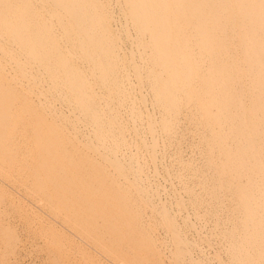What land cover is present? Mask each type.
<instances>
[{"label":"bare ground","instance_id":"6f19581e","mask_svg":"<svg viewBox=\"0 0 264 264\" xmlns=\"http://www.w3.org/2000/svg\"><path fill=\"white\" fill-rule=\"evenodd\" d=\"M10 210L55 264H264V0H0V264Z\"/></svg>","mask_w":264,"mask_h":264},{"label":"rangeland","instance_id":"374dc122","mask_svg":"<svg viewBox=\"0 0 264 264\" xmlns=\"http://www.w3.org/2000/svg\"><path fill=\"white\" fill-rule=\"evenodd\" d=\"M11 211L12 210H10V213L12 215L11 221L13 223V226L18 228L17 231L20 234L21 240L18 242L17 251H15V252L13 251L11 256L5 257L6 259H10V261H8L5 264H8L9 262L11 264H55L54 263L55 261L53 262L54 259H51V256L47 255L48 253L45 249V240L44 239L47 240V237H45V238H43V237L47 236V235L44 234L43 231H41L42 234H44V235H42L43 237L41 236V232H39V234H36L37 236H33L34 229L38 230L37 228H39V231H40L41 230L40 227L30 226L27 223V221L25 222V220L21 216H19L15 212H11ZM73 231L71 230V232H73ZM39 236H40V238H39ZM50 237L51 236L49 235L48 238H50ZM67 243H68V241L66 240L64 242V245L65 244L68 245ZM66 245H65V249L67 250V249H69V245L68 246H66ZM58 250H60V252H62V253H60V252H58V253L61 255L63 254V256H56V257L62 258L63 264H69L70 260H71V264L74 263L73 262L74 260L72 259L73 254H72V256L70 254V257L65 256V253H63V251H62L63 249L61 250L58 248ZM66 255H68V252H66ZM127 257H130V256H118V258L120 260H122V262L123 261L125 262L123 264H129L130 263V261L127 259ZM118 264H122V263H118Z\"/></svg>","mask_w":264,"mask_h":264}]
</instances>
